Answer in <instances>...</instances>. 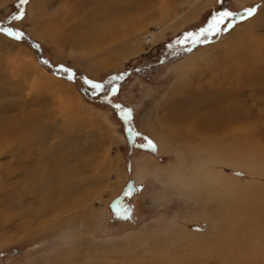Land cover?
Returning a JSON list of instances; mask_svg holds the SVG:
<instances>
[{"label": "rangeland", "instance_id": "1", "mask_svg": "<svg viewBox=\"0 0 264 264\" xmlns=\"http://www.w3.org/2000/svg\"><path fill=\"white\" fill-rule=\"evenodd\" d=\"M86 2L0 0V27L24 33L15 40L0 32V264H171L172 256L177 264H205L204 253L219 264L235 258L238 237L243 259L236 263L264 264L244 249L253 235L233 225L241 221L236 204L222 223L234 202L223 189L211 197L193 187L229 169V182L240 175L242 189L255 183L242 200L258 209L264 200V79L254 78L264 74V0ZM247 8L254 16L212 43L191 52L176 45L217 12L242 16ZM22 11V20L12 19ZM32 58L59 83L40 88ZM229 87L233 100L210 103ZM121 109L132 111L129 120ZM214 110L220 127L207 132ZM250 168L263 176L251 179ZM209 241L221 255L205 252ZM163 250L165 258L157 254ZM184 251L190 256L181 261Z\"/></svg>", "mask_w": 264, "mask_h": 264}, {"label": "bare ground", "instance_id": "2", "mask_svg": "<svg viewBox=\"0 0 264 264\" xmlns=\"http://www.w3.org/2000/svg\"><path fill=\"white\" fill-rule=\"evenodd\" d=\"M67 1V0H66ZM79 1H87L86 3H88V1H90L91 3H93V2H96V3H103V2H105L106 0H79ZM110 1V0H109ZM119 1V0H118ZM237 2H239L241 5H246V3L248 2V1H250V0H236ZM89 2V3H90ZM120 3V2H119ZM122 4V3H121ZM136 5V4H135ZM108 6V5H107ZM124 9V8H123ZM61 27V26H60ZM61 31V30H60ZM152 38H153V35H149L148 36V38H147V40H146V43H151L152 42ZM79 39V38H78ZM78 41H80V40H77V42L76 43H78ZM153 43V42H152ZM196 61V58H190L189 60H188V63L189 64H193L194 62ZM255 63V62H254ZM27 64L28 65H31V67H32V69L34 70V75H35V77L37 78V80H36V82L37 83H39V85L41 86L40 88H42V85L44 86H46V84H48V83H59V82H57L56 80H53L54 78H52L50 75L51 74H49L48 72H45V71H43V70H41L40 68H39V65L33 60V58L29 61V63L27 62ZM26 64V65H27ZM245 64H247L246 66H247V68L248 67H251V65H253V63H251V62H246ZM256 65V63L254 64V66ZM256 66H258V67H260V65L259 64H257ZM264 70V69H263ZM237 71V73H240V71H241V69H239V70H236ZM244 71V70H243ZM247 71H248V69H247ZM257 76H260V78L262 77V79H264V74L262 73V71H261V74L260 75H256V76H254V78L255 79H257ZM234 78H237V77H234ZM259 78V79H260ZM42 84V85H41ZM226 85H227V83H225ZM20 86V85H19ZM17 88H18V86H17ZM219 92H220V94H219V96L218 97H215V99L214 100H212V102H210L212 105H215V106H218V105H221V103H225V102H223L224 100H227V102L229 101V100H233V98H231L230 96H232V95H234V91H233V89L231 90L230 89V87L229 88H223V90H219ZM233 97V96H232ZM59 103V102H58ZM79 104V103H78ZM222 104V105H223ZM22 105H24V104H22ZM64 106V105H63ZM78 106V105H77ZM214 106V107H215ZM228 106V105H227ZM23 107V106H22ZM79 107H80V109L82 108L83 109V107H82V105H80L79 104ZM71 108V107H70ZM68 109V108H67ZM72 109V108H71ZM70 110V109H69ZM79 109H77V111H78ZM80 111H82V110H80ZM73 113V112H72ZM74 113H76V112H74ZM219 113V112H218ZM218 113H217V111H213V113H212V118H208V120H205V126H204V130H206L207 132H208V130H213V129H215L216 128V126H214V125H217L218 127H220L219 125H220V123H219V120L221 119V117L219 118L218 117ZM245 113V112H244ZM246 114V113H245ZM220 116H225V117H228L226 114H219ZM27 116H30L29 114L27 115ZM76 117V116H75ZM219 118V119H218ZM88 119V118H87ZM17 121H20L19 119L17 120ZM39 121V120H38ZM221 121V120H220ZM221 124H223V123H221ZM33 126V125H32ZM31 127V126H30ZM27 128H28V126H27ZM18 129V128H17ZM20 129V128H19ZM19 129L17 130V132L19 131ZM201 129H203V128H201ZM21 130V129H20ZM30 131V130H29ZM205 131V132H206ZM14 134H16V132L14 133ZM214 150V149H213ZM217 151V150H216ZM49 153V152H48ZM212 153V152H211ZM47 155V154H46ZM211 159V158H210ZM213 159V158H212ZM211 159V160H212ZM215 159V158H214ZM207 160V159H206ZM220 160V159H219ZM222 160V159H221ZM212 162V161H211ZM217 163V162H216ZM216 163H215V165H216ZM221 163H222V161H221ZM231 164H232V162H231ZM233 165V164H232ZM235 165V164H234ZM241 165V164H240ZM220 166V165H219ZM227 166H229V165H227ZM231 166V165H230ZM250 166H251V164H250ZM208 167V166H207ZM234 167V166H233ZM253 168V167H252ZM252 168H250V173H249V175L251 176V179H260V177H262V176H260L259 175V173H257V176H255L254 175V172H253V170H252ZM260 168V167H259ZM217 169V168H216ZM237 170H240L241 169V167H237L236 168ZM253 169H255L256 170V168H253ZM225 170V169H224ZM214 171V177H213V174H211V175H208V177L206 178L207 180L204 182L202 179H200V177L197 179V182H195L194 184H193V187H194V189H199V188H202L203 186V190L209 195V196H211V197H214V196H216L217 195V191H219V190H221V189H223V191H224V195L226 196V197H229V198H231L234 202L233 203H230V204H226V208H225V210L224 211H222L223 212V221H222V223L223 224H227L228 222H229V220H230V215H232L233 216V214H234V212L231 210V208H230V205L231 204H236L235 205V207L234 208H236L237 210H238V214H239V216H240V220L241 221H238L237 222V220H234V223H233V225L235 226V227H239V228H248L249 230H250V232L247 234V235H249V234H251V235H253V237L249 240V242L252 244V247H251V249L249 250V249H247L246 247L244 248V249H246V250H248V251H251V253H253L252 254V256L254 257V258H256V260H264V232H261L260 230H262L263 231V227H264V224L262 223V221H264L263 219H264V211H262L261 213L259 212V209L262 207V210H264L263 208V206H264V200L260 203L261 204V207L258 209V207L255 205V204H253L250 200H248L247 199V202L246 201H244V200H242L244 197H245V195H246V193H245V189H248L249 191H253L254 189H255V186H254V184L255 183H251V184H249L248 186H246L244 189H242V187H243V184H241L242 182V179H240L239 178V176H237L235 179H233V182H229L228 180H227V175H232V173L230 172V170L228 169V170H226L227 172H224V171H221L220 172V174H216V172H215V170H213ZM233 171V170H232ZM257 171V170H256ZM210 173V172H209ZM208 173V174H209ZM49 175H51V174H49ZM216 175H218V178H216ZM237 175V174H236ZM179 179H180V177H179V175H174L173 176V180H174V182H179ZM205 179V178H204ZM181 180V179H180ZM216 180V181H215ZM231 183H233V184H231ZM253 184V185H252ZM242 186V187H241ZM245 186V185H244ZM239 187H241V188H239ZM233 191H232V190ZM262 189V188H261ZM247 190V191H248ZM128 191V190H127ZM255 191V190H254ZM221 192V191H220ZM201 193H202V191H201ZM264 194V193H263ZM255 196V195H254ZM251 199H254L253 197L251 198ZM263 199H264V197H263ZM228 200V199H227ZM256 200V199H255ZM216 202V201H215ZM228 202V201H227ZM226 202V203H227ZM259 203H258V205H259ZM257 204V203H256ZM263 205V206H262ZM217 206V205H216ZM219 206V205H218ZM220 206H223V204L222 205H220ZM225 207V206H224ZM248 207H250V209H251V213L253 214H250L249 213V211H248ZM216 208V207H215ZM74 223V222H73ZM73 223H71L70 224V227H73L74 225H73ZM78 226V225H77ZM225 227H227V226H225ZM232 227V226H231ZM247 229V230H248ZM224 230H227L226 232L228 233V234H230V235H233V233L230 231V230H228V229H226V228H222V231L224 232ZM259 232H261V234L263 235V238H262V236H260V234H259ZM219 233H220V231H219ZM223 235V233H221L220 235H218V236H222ZM241 235V234H240ZM238 241H237V244H233V245H235V246H233V250H235V253L236 254H234V256H235V258L233 257V256H231V255H229V254H227V261L225 262H223V263H219V264H232V261H233V258H234V262H233V264H237L236 263V260H238V259H240L239 260V262L243 259L242 258V256H240V257H238L239 255V253H241V252H239V251H236V249L238 248V250H240L241 248V246H240V238L238 237V239H237ZM92 241H94V240H92ZM233 241L236 243V239H233ZM242 242H244V238L241 240ZM103 243L104 242H101V244L100 245H103ZM210 243V244H209ZM107 244H108V242H107ZM214 243H213V241L212 242H207V246H204V250H205V252H208L211 248L213 249V251H216L217 253H219V255H221V251L219 250V249H222V248H219V247H215V248H213V246H210V245H213ZM246 244H248V243H246ZM242 245V244H241ZM250 245V244H249ZM106 246V245H105ZM103 247H104V245H103ZM108 247V246H107ZM236 249H235V248ZM227 249L229 248V245H228V247H226ZM227 249H225L226 250V252H231V251H229V249L227 250ZM90 250V249H89ZM88 250V251H89ZM107 250V249H106ZM243 250V249H242ZM87 251V253L89 254V252ZM183 251V250H182ZM233 252V251H232ZM239 252V253H238ZM243 253V252H242ZM244 253H246V252H244ZM256 253V254H255ZM157 254H158V256L159 257H161V258H165L167 255H168V253H167V251L166 250H163V251H157ZM256 255V257H255V255ZM87 255V254H86ZM205 255V256H204ZM204 255H202V257L200 258V259H203L204 260V263L205 264H216V263H212L211 261L212 260H215V256H214V259H213V257L212 256H208L207 255V253L205 254L204 253ZM238 255V256H237ZM240 255H242V254H240ZM245 255V254H244ZM250 255V254H249ZM190 255L188 254V252H185L184 251V257L185 258H181V261L182 260H185L187 257H189ZM237 256V257H236ZM88 257V256H87ZM89 259V258H88ZM171 259L173 260V263H171V264H177V261L175 262V260H174V257L172 256L171 257ZM236 259V260H235ZM83 260V259H82ZM249 260V259H248ZM206 261V262H205ZM244 261V260H243ZM250 262V261H249ZM154 264H160V263H158V262H156V261H154L153 262ZM184 263V262H183ZM246 263V262H245ZM252 263V262H251ZM250 263V264H251ZM255 264V263H254Z\"/></svg>", "mask_w": 264, "mask_h": 264}, {"label": "snow or ice", "instance_id": "3", "mask_svg": "<svg viewBox=\"0 0 264 264\" xmlns=\"http://www.w3.org/2000/svg\"><path fill=\"white\" fill-rule=\"evenodd\" d=\"M30 2V0H20V3L22 5H26ZM256 12V9L254 8H247L244 11V15L240 16L235 12L232 11H219L215 16L212 17L211 21L208 23L206 27L201 28L198 32H188L183 35L182 38L177 39L176 45L180 46V51L183 52H191L193 48L200 46V45H206L212 43V40L222 36L224 33L231 31V28L235 26L236 20H246L254 16ZM26 15L25 12H21L20 15L13 16V20H22L24 16ZM0 32L5 33L7 36L15 39V40H21L24 38V33L22 31H15L12 28H4L0 27ZM169 47L175 48L174 45H170ZM175 54V53H173ZM45 64H47V61H44ZM60 71L67 74L68 79H75V73H73L70 69L64 68L61 66ZM121 77H114V80H119ZM86 83L90 86V88L93 91H103L105 88V85L96 83L91 80H87ZM118 90V86L114 85L111 89V91L115 92ZM120 106L117 105V108ZM122 112V118L124 120H129V118L132 115L131 110H125L121 109ZM129 135H136L139 136L141 133L134 131L132 128L128 129ZM147 144L149 148L152 151H156V145L151 141L147 140ZM144 145L141 144V147ZM131 189L129 192H126L125 195H130ZM130 210L128 208L123 209V217L124 219H130L129 215ZM119 215V213H117Z\"/></svg>", "mask_w": 264, "mask_h": 264}, {"label": "water", "instance_id": "4", "mask_svg": "<svg viewBox=\"0 0 264 264\" xmlns=\"http://www.w3.org/2000/svg\"><path fill=\"white\" fill-rule=\"evenodd\" d=\"M133 185H132V183L131 184H129V189H131V190H133Z\"/></svg>", "mask_w": 264, "mask_h": 264}]
</instances>
